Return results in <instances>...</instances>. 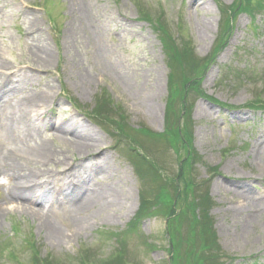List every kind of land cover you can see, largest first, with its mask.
Listing matches in <instances>:
<instances>
[{"label":"rangeland","instance_id":"374dc122","mask_svg":"<svg viewBox=\"0 0 264 264\" xmlns=\"http://www.w3.org/2000/svg\"><path fill=\"white\" fill-rule=\"evenodd\" d=\"M234 2L0 0V264L25 263L32 249L53 264H171L166 220L140 210L141 195L157 196L160 185L149 177L142 184L145 168L131 154L154 156L166 176L182 156L152 136L167 130L169 94L155 18L177 44L193 43L187 61L197 64L187 71L205 94L190 108L193 171L212 201L209 222L225 264H264V109L248 108L264 107V10L235 18L220 10ZM43 94L48 104L29 117L38 130L32 146L44 142L52 152L38 164L9 133ZM67 123L107 149V161L97 154L76 165L71 137L55 136L54 127ZM9 160L14 172L3 168ZM17 191L37 206L25 201L31 205L19 209ZM57 231L67 239L57 240Z\"/></svg>","mask_w":264,"mask_h":264},{"label":"trees","instance_id":"16d2710c","mask_svg":"<svg viewBox=\"0 0 264 264\" xmlns=\"http://www.w3.org/2000/svg\"><path fill=\"white\" fill-rule=\"evenodd\" d=\"M263 4L264 2H257L253 7L251 0H237L232 6L220 10L225 14L232 15L234 18L245 13L253 16L255 12L264 10ZM160 16L162 19V13H160ZM141 20L151 23L149 17L142 12ZM164 22L166 23L165 19ZM229 26L226 23L223 34L226 35L227 31L231 30L232 25L231 27ZM152 28L158 34L166 58L167 69H169V77L167 78L169 94L166 101L165 114L167 130L162 134H153L152 136L160 137L165 147L174 148L177 156H179L178 151H182V156H180V159H177L179 164L177 173L172 176H166L162 169L163 162H159L154 156L149 155L147 157L131 149V154L135 153V155L133 154L134 158L145 168L144 175L140 171L138 173L142 184L147 183L149 181L147 177H149L152 180H158L161 189L157 193L158 195L153 198L144 197V194H142L140 198V210H153L155 216H162L166 220L167 231L165 234L169 236L168 249L169 253H171V264L229 263L227 257L223 256L218 242H216V235L213 232L212 224L209 222V210L212 206V201L206 189H203L204 185L195 181L196 177L193 171L199 156L192 150L193 123H190L189 119L192 117L190 108L193 98L205 97V94L199 88L198 75H194V72L193 75H189L187 71V68L197 64V60L187 61L194 54L193 43L189 40L186 42L182 41V44H177L168 27L165 24L160 26L156 18L153 19ZM222 29L223 27L220 26L219 38L223 35L221 33ZM224 45L216 47L213 50V55L204 60V62L211 63ZM233 72V74L237 75L236 71ZM254 74V72H249L247 79L248 83L252 82V85H255L256 82ZM193 78H196L197 82L190 84ZM238 80L241 79L237 78L236 82ZM262 95H264V85ZM248 108L256 110L264 109V107H260L256 102L254 105L250 104ZM102 121L106 123V120L103 119ZM115 131L117 133L123 132L117 123L115 124ZM162 185L163 187H161ZM183 217L184 220H182ZM30 251L29 260L22 264H53L50 260H48L50 262L38 260L36 250L32 249Z\"/></svg>","mask_w":264,"mask_h":264},{"label":"bare ground","instance_id":"6f19581e","mask_svg":"<svg viewBox=\"0 0 264 264\" xmlns=\"http://www.w3.org/2000/svg\"><path fill=\"white\" fill-rule=\"evenodd\" d=\"M2 66L4 65L0 62V69L3 68ZM47 104H48L47 97L44 94L41 95L40 100L36 103V105H33L31 109H28V112L26 114H22L21 117L18 119L17 123L14 122V127L18 129L14 131L12 130L9 133L10 141L12 142L15 149L22 150L25 153L27 161L29 162H35L38 164L44 163V162L46 163L50 159V156H51L52 151H51V148L48 147L49 145L47 143L42 142L38 145L35 144L32 146V143L34 142L33 138L34 136H37L38 130L30 126V119H29V117L37 115L38 112H40V110L44 108L45 105ZM10 124H12V122H10ZM54 131L56 134L55 136L57 138H62L63 136L64 138L65 136L71 137L70 141L75 145V153H78L77 155L78 161L76 162L77 163L76 165H79L80 163H82L83 159L93 158L97 154L102 156L103 161H107V156L105 154L107 149L101 148L102 146L101 144L96 143V141H94L91 137L89 138L88 135H85L84 132L78 131L77 127L70 126L67 123L64 126L59 125V126L54 127ZM74 165H75V162L64 164V166L67 169L75 168ZM3 168L4 169L9 168L8 170L13 171V172L16 170L15 169L16 166L12 160H9L8 162H3ZM37 188L39 189L41 188V186L38 185L36 187L35 185L34 189H37ZM16 196H17L16 200L22 201V203H19V207H18L21 210H25V207H27L28 209L31 203L33 204L34 207L37 206V203H35V201L28 200L27 195H24L20 191L16 192ZM25 201H29L31 203L29 202L27 203ZM32 211L33 210H31V212ZM1 214H3V210L0 207V216ZM83 227H81V229H84ZM64 236L65 235H62L61 232L57 231V237H58L57 240H60L61 237H62V241L66 240L67 236L66 238Z\"/></svg>","mask_w":264,"mask_h":264}]
</instances>
